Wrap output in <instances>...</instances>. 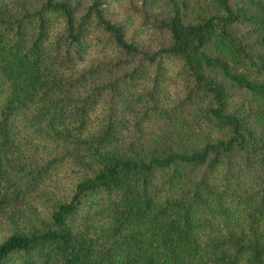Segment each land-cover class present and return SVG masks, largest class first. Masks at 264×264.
Returning <instances> with one entry per match:
<instances>
[{"label": "trees", "instance_id": "trees-1", "mask_svg": "<svg viewBox=\"0 0 264 264\" xmlns=\"http://www.w3.org/2000/svg\"><path fill=\"white\" fill-rule=\"evenodd\" d=\"M240 4L245 19L255 22L260 33L249 47L264 49V0H240ZM27 8V0H0V86L6 93L0 111V217L7 211L14 212L23 202L28 204L45 170L29 171L19 146L13 142L9 125L19 112L28 114L36 127L34 132L46 143L71 146L69 152L81 166L96 169L76 185L68 200L55 204L47 221L40 222L41 230L7 237L0 244V264H110L113 251L98 254V240H87L72 227L87 201L95 197L109 207L115 221L114 235L124 234L127 246L134 251L132 256H125L128 264H236V256L246 250L250 259L242 264H264V80L248 84L241 74L264 76V51L251 57L232 42L240 72L229 71L223 59L209 60L203 53L197 54L199 43L186 54L196 88L214 93L218 103L223 88L201 74V65H219L229 80L247 84L252 94L250 117H255L251 125L224 115L221 104L219 109L209 108L204 116L215 117L220 126L232 125L231 138L187 151H166L146 160L120 157L115 153L120 135L113 134L111 120L98 137L81 136L85 114L94 99H79L73 93L77 85L93 94L103 87L114 89L115 85L105 82L97 87L99 69L86 72L80 81L58 78L45 63L42 29L31 51L21 55L25 37L20 16ZM211 28L209 24L207 31ZM13 29L18 42L7 48L5 33ZM205 39L204 32L196 37L201 43ZM114 68L109 65L108 70ZM192 111L196 122L201 113L192 104L189 110L180 107L173 114L187 120ZM32 140L26 135L21 143L25 146ZM210 171L214 175L210 176ZM25 178L30 180L22 185Z\"/></svg>", "mask_w": 264, "mask_h": 264}, {"label": "clouds", "instance_id": "clouds-1", "mask_svg": "<svg viewBox=\"0 0 264 264\" xmlns=\"http://www.w3.org/2000/svg\"><path fill=\"white\" fill-rule=\"evenodd\" d=\"M27 4V11L20 16L25 37L21 55L31 51L42 29L45 63L58 78L80 81L86 72L99 69L96 86L103 87L105 82L115 85L114 89L103 87L95 94L79 85L73 89L79 99H94L85 114L83 138L98 137L111 120L113 134L119 132L125 144L160 143L167 123L160 114L171 118L180 107L189 110L190 104L201 113L187 141L192 148L214 145L234 135L232 125L220 126L215 117L205 118L209 108L219 109L222 104L223 114L242 124L251 125L255 120L250 117L252 94L247 84L229 80L219 65H201V74L223 88L224 95L218 103L214 93L196 88L186 55L193 44L199 43L197 54L203 53L209 60L223 59L229 71L240 72L232 42L251 57L264 51L258 45L249 47L260 33L255 22L245 19L240 0H27ZM201 32L206 34L202 43L196 40ZM17 42L16 29L5 33V47L13 48ZM217 43L219 48L214 47ZM178 44L183 47L178 49ZM109 65L115 68L109 71ZM241 74L248 84L264 80V76L254 73ZM249 259L247 250L240 252L236 264Z\"/></svg>", "mask_w": 264, "mask_h": 264}, {"label": "rangeland", "instance_id": "rangeland-1", "mask_svg": "<svg viewBox=\"0 0 264 264\" xmlns=\"http://www.w3.org/2000/svg\"><path fill=\"white\" fill-rule=\"evenodd\" d=\"M4 87L0 86V111L6 101ZM130 110V109H129ZM160 116L167 122L163 140L160 143H127L120 138L116 155L134 159L146 160L152 155H160L166 151L193 149L187 141L191 138V129L195 122V112H188L187 120L167 114ZM10 135L13 142L19 146L22 153L21 159L29 171L36 173L45 168L39 178V184L29 199L19 204L14 212L7 211L0 217V244L15 233H32L35 229L41 230L40 222L47 221L49 212L55 204L68 200L76 185L91 177L96 168H84L69 152L71 146H57L46 143L34 131L30 117L24 112H19L10 121ZM139 131V124H137ZM30 135L31 143L23 144L21 140ZM143 134L141 133V139ZM195 149V148H194ZM32 176V175H31ZM30 179L25 178L22 185H27ZM73 231L81 234L85 239L98 240L97 253L113 251L110 264H128L125 256H132L134 251L127 246L124 234L115 236V221L106 202L100 197L91 198L80 211L72 223Z\"/></svg>", "mask_w": 264, "mask_h": 264}]
</instances>
